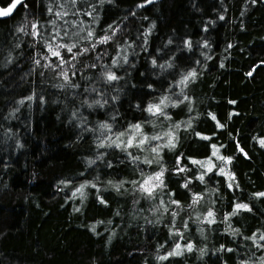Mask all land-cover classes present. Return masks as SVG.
Wrapping results in <instances>:
<instances>
[{"label":"trees","instance_id":"1","mask_svg":"<svg viewBox=\"0 0 264 264\" xmlns=\"http://www.w3.org/2000/svg\"><path fill=\"white\" fill-rule=\"evenodd\" d=\"M12 2L0 0V7ZM59 2L24 0L11 15L0 17V264H239L253 252L258 259L261 251L245 237L264 227V198L252 195L264 191V147L258 139H253L264 138V67H258L252 76L248 72L264 60V0L256 3L252 0H151L143 7H137L143 0H104L99 6L100 23L95 26L98 32L113 21H123L121 27L130 33L123 38L135 39L140 44L141 35L152 22L156 25L148 34L147 51L139 47L134 51L129 49L131 64L119 71L123 79L108 89L112 95L117 94L115 89H123L119 92L120 100L113 102L120 114L118 124L126 126L128 122L152 119L136 105L146 106L163 91H170L167 85L177 68L162 70L151 64V58L155 56L158 64L175 59L179 69L196 67L203 74L187 90L195 100L193 112L189 113L185 105L170 107L173 123L187 121L189 116L194 120L192 128H180L178 151L165 149L167 166L169 169L175 166L179 152L203 161L212 152L211 143L224 145L219 149L220 154L235 157L225 170L235 173L238 188L229 189L228 178L218 168L215 174L209 173L211 179L206 178V184L193 181L194 192H204L209 187L219 189L213 194L215 224L196 222L194 212L186 207L191 202V193L180 187L183 182L180 175L168 174L175 199L185 205L180 217L193 216L185 230V239L179 242L191 240L195 247L192 252L166 261L157 260L156 256L171 250L177 237L170 234L169 213L148 211L156 202L142 199L139 205H133L136 198L133 194L122 196L114 189L103 187L100 194L109 201L108 205L100 203L96 189L91 187L83 203L79 195L73 197L74 185L82 182V176L92 179L98 172L101 181L106 183L108 179H134L139 173L131 163L117 165L115 171L107 169L101 161L87 165V158H94L97 151L95 138L99 132L86 133L78 122H70V110L79 107L80 98L55 87L59 80L52 79L47 70L33 67V58H39L42 50L39 38L18 32L17 28L25 17L39 19L41 32L46 36L51 30L46 21L54 18V13H49L47 8L52 4L55 10ZM221 15L223 19L219 18ZM85 19L91 20V17ZM188 38L193 44L191 49L184 44ZM204 40L210 48L203 44ZM17 43L19 48L15 47ZM9 51L13 56L11 63L7 62ZM108 51L114 55L111 49ZM205 51L212 56L206 69L201 67ZM196 60L201 64H195ZM41 71L45 72L44 76L40 75ZM148 84L154 88H148ZM33 92L36 98L24 100L22 105L18 103ZM41 95L43 101L39 99ZM14 108L19 111L12 114ZM81 111L94 127L95 122L113 114L111 106ZM208 113L215 114L225 128H220ZM161 124H167L163 117L157 118L155 125L146 124L145 131H159ZM196 132L211 136V141L202 139ZM241 147L246 156L239 151ZM106 151L111 153L107 156L109 160L114 156L123 159L119 149ZM183 163L189 167L184 175H198L202 170L200 165L188 160ZM141 166L149 170L148 166ZM62 180H71L73 184L65 186L60 184ZM164 199L167 203V194ZM238 199L251 204L252 211H241L231 218V226L241 230L233 236L225 231L227 224L223 215L232 211L231 204ZM207 207L204 204L195 210L204 213ZM75 208L80 210L74 211ZM139 208L144 211L138 212ZM180 217H177L178 226ZM146 219L153 223H146ZM93 225L96 232L92 231ZM201 227L203 235L198 230ZM221 245L236 251L219 250ZM201 248L205 249L203 254L198 251Z\"/></svg>","mask_w":264,"mask_h":264},{"label":"snow or ice","instance_id":"2","mask_svg":"<svg viewBox=\"0 0 264 264\" xmlns=\"http://www.w3.org/2000/svg\"><path fill=\"white\" fill-rule=\"evenodd\" d=\"M256 2L257 0H252V3ZM22 3H24V0H13L7 7H0V17L11 15L17 5ZM103 3L104 0H60L55 10L52 4H49L47 8L49 13H54V18L46 21V24L51 25V30L48 31L46 36L41 32V21L39 19L28 20L25 17L24 22L17 28V31L39 38L38 42L42 50L38 53L39 58H33V67L39 66V68L47 70L51 74L52 79L58 78L59 80L54 85L55 87L64 89L66 92L71 91L73 97L80 98L79 107L70 110V122H78L86 133L99 132V135L95 138L97 151L94 158H87V165H96L97 161H101L107 169L115 171L117 165L131 163L135 166V171L139 173L134 179H108L106 183L101 181L98 172L92 179H85L82 176V182L74 185L73 197L79 195L81 203H83V200L88 195L87 190L91 187L92 189H96V198L100 203L108 205L109 201L100 194V190L103 187L105 190L108 188L114 189L122 196L126 193L133 194L136 197L132 201L133 205H139L142 199L156 202L148 211L152 213H169L170 234L177 237V242L171 247V250L166 251L163 255L158 254L156 256L157 260L166 261L170 257L182 256L186 252H192L195 247V244L191 240H188L184 244L179 242L185 239V230L188 229L189 222L192 221L193 216L188 215L187 219L180 217L181 212L185 209V205L181 200L175 199L176 193L168 184V174L180 175L183 181L180 187L184 188L187 193H191V202L186 207L194 212L196 222L203 223L206 221L208 224H215L217 222V214L213 207L216 204L213 194L218 192L219 189L209 187L204 192H194L192 190L193 181L206 184L207 180L211 179L209 173L215 174L214 170L218 168L220 174L228 178V188L232 189L234 186L238 188L239 183L235 180V173L230 169L228 171L225 170L235 157L220 154L219 149L223 148L224 145L211 143L210 148L212 152L203 161L179 152L175 156V166L171 169L167 166L164 159V156L167 154L165 153V149L169 152L178 151L181 139L179 135L180 128L182 126L192 128L194 120V117L189 116L187 121L173 123L170 107L175 108L185 105L189 113L193 112L195 100L192 96L188 95L187 90L189 89V85L203 74L196 67L179 69L175 59L165 60L162 64H158L155 56L151 58V64L158 66L162 70L177 68V71L172 74L174 78L167 85L170 91H163L161 95L153 101L148 102L146 106H142L141 104L136 105L142 112H147L152 119L143 122H128L126 126L118 124L117 116L120 114L115 111L116 106L113 102L120 100L119 92L123 89H115L116 95L109 93L108 89L114 82H120L123 79L118 74L119 71L125 65L131 64L129 49L134 51L136 47H139L141 51H147L148 34L151 33L156 25L155 22H152L146 33L141 35L142 43L140 44H137L135 39L123 38L125 35H130V33H125L121 27L123 21H113L105 25L98 32L95 26L100 23L99 6L103 5ZM144 3H151V0H143V3L137 5V7H143ZM241 14L243 15V13ZM66 17L69 18L66 19ZM85 17H91V20L85 19ZM219 18L223 19L224 16L221 15ZM123 19L127 20V17ZM58 21H61L62 24H58ZM205 30H207V26ZM168 44H173L171 38L168 40ZM184 44L188 49L193 47L190 38L185 39ZM203 44L208 48L211 47L207 40H204ZM15 47L19 48V43ZM231 47L232 45L229 44L228 48ZM109 49H111L114 55H109ZM149 55L151 56V53ZM203 56L205 57V62L201 67L206 69L208 68L207 61L211 60L212 56L207 51L203 52ZM86 59L91 62L85 63ZM12 60V52L9 51L7 62L11 63ZM194 63L201 64V61L196 60ZM223 66V63H221V67ZM258 67H264V60H261L259 65L253 66L248 75L252 76ZM85 73L88 74L85 75ZM40 75L44 76L45 72L41 71ZM147 87L154 88V85L148 84ZM80 89L82 91H75ZM177 89L179 95H177ZM34 98H36L35 92L32 95L23 97L18 103L22 105L24 100H33ZM39 99L43 101L44 97L41 95ZM109 106L113 108V114L108 119L95 122V127L81 111L85 108L105 109ZM17 111H19V108L12 109V114H15ZM207 115L213 121H216L220 128H225V125L217 120L215 114L208 113ZM159 117H163L164 121H167V124H161L159 131L146 132L145 125H155ZM8 133H11V129H8ZM195 134L208 141L212 139L211 136H207L204 133L196 132ZM82 138L78 137V139ZM253 139H258L261 147H264V138L254 137ZM17 144L19 147H23L22 144H19V141H17ZM107 149H119L120 154L123 155V159L117 156H114L112 160L107 159V156L111 155V153L106 151ZM239 151L245 156L247 155L243 147L239 148ZM214 157L216 158L215 160ZM184 160H188L195 165H200L202 167L200 173L198 175H184L189 172L188 165L183 163ZM141 165L148 166L149 170L146 171ZM60 184L68 186L73 184V181L62 180ZM166 194L167 203L164 199ZM252 195L264 198V191L255 192ZM204 204L208 205L204 213L195 210L197 206H204ZM231 208L232 211L226 212L223 215V221L227 224L225 231L236 236L240 234L241 230L231 226V218L238 215L241 211H252V205L244 202L242 199H238L231 204ZM79 210V208L74 209V211ZM143 211V208L138 209V212ZM116 215L119 216L120 212L117 211ZM177 217L181 218L179 226L177 225ZM160 218L158 216L157 220ZM145 222L148 224L153 223V221L147 219ZM97 223H103V221H97ZM198 230L201 232V235L204 234L203 227ZM92 231L96 232L95 225L92 226ZM112 235H115L114 230ZM245 240L250 241L251 245L258 251H261V255L257 259L256 253L253 252L251 256L242 258L239 264H264V227L257 228L250 236L245 237ZM160 247H163V245H160ZM219 250H224L228 253L236 251V249L226 247L225 245H221ZM198 251L203 254L205 249L201 248Z\"/></svg>","mask_w":264,"mask_h":264}]
</instances>
